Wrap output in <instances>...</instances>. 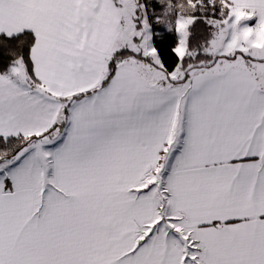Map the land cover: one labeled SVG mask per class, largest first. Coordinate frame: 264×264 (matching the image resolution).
<instances>
[{
  "label": "snow or ice",
  "instance_id": "snow-or-ice-1",
  "mask_svg": "<svg viewBox=\"0 0 264 264\" xmlns=\"http://www.w3.org/2000/svg\"><path fill=\"white\" fill-rule=\"evenodd\" d=\"M0 264H264V0H0Z\"/></svg>",
  "mask_w": 264,
  "mask_h": 264
}]
</instances>
